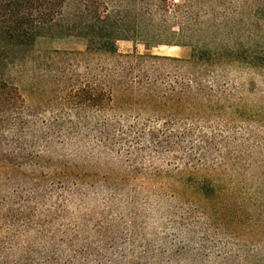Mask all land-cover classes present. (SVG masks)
Here are the masks:
<instances>
[{
	"label": "trees",
	"instance_id": "1",
	"mask_svg": "<svg viewBox=\"0 0 264 264\" xmlns=\"http://www.w3.org/2000/svg\"><path fill=\"white\" fill-rule=\"evenodd\" d=\"M186 1L174 28L167 24L168 0H0V264L88 263L90 245L80 247L79 238L38 236L44 245L16 238L34 229L42 234L62 212L38 213L34 195L81 194L84 185L94 186L90 173L99 156L108 165L124 155L137 169L145 157L170 153L175 166L186 161L194 171L205 162L207 171L212 152L228 147L223 129L208 126L232 109L224 73L257 69L264 52L235 37L227 17L193 23L192 0ZM47 38L78 39L84 50H38ZM118 41L191 46L193 53L188 60L120 54ZM66 148L84 152L71 157ZM117 176L111 173L113 183ZM201 188L214 193L208 183ZM224 210L208 219H237Z\"/></svg>",
	"mask_w": 264,
	"mask_h": 264
},
{
	"label": "rangeland",
	"instance_id": "2",
	"mask_svg": "<svg viewBox=\"0 0 264 264\" xmlns=\"http://www.w3.org/2000/svg\"><path fill=\"white\" fill-rule=\"evenodd\" d=\"M224 1L192 0L193 23L227 17L233 20L235 37L248 39L250 48L264 52V0ZM185 2L168 0L169 27L179 24L180 7ZM115 46L120 54L135 51L185 60L193 53L191 46H146L129 41H118ZM36 48L82 51L84 44L74 38H47L38 41ZM226 70L224 76L232 88L227 106L232 105V109L211 118L208 126L216 132L222 128L231 142L207 158V171L202 167L205 162L198 163L194 171L186 161L175 166L170 153L158 158L154 155L153 160L145 157L137 169L124 155L108 165L99 156L90 173L94 186L84 185L81 194L54 191L33 196L30 202L38 213L63 208L62 212L53 216L54 221L42 234L34 229L16 240L44 245L45 239L38 236H53L59 243L67 236L79 238L80 247L85 242L90 245L87 264H264V65ZM64 152L79 157L84 151L75 155L66 148ZM23 170L30 172L32 168ZM39 171L49 173L47 169ZM112 172L118 175L114 183ZM11 180L14 183L9 191L14 192L18 182ZM189 180L196 183L190 190L183 186ZM206 183L214 187V193L201 188ZM207 194L216 195L212 198ZM224 209L237 214V219L234 216L224 222L222 215L208 219ZM36 216L33 219L39 220Z\"/></svg>",
	"mask_w": 264,
	"mask_h": 264
}]
</instances>
